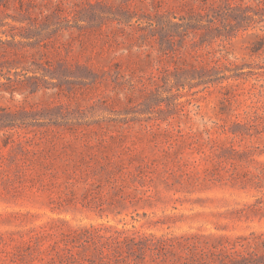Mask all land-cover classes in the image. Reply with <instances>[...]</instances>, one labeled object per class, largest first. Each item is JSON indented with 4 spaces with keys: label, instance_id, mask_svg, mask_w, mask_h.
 Returning <instances> with one entry per match:
<instances>
[{
    "label": "rangeland",
    "instance_id": "obj_1",
    "mask_svg": "<svg viewBox=\"0 0 264 264\" xmlns=\"http://www.w3.org/2000/svg\"><path fill=\"white\" fill-rule=\"evenodd\" d=\"M0 264H264V0H0Z\"/></svg>",
    "mask_w": 264,
    "mask_h": 264
},
{
    "label": "trees",
    "instance_id": "obj_2",
    "mask_svg": "<svg viewBox=\"0 0 264 264\" xmlns=\"http://www.w3.org/2000/svg\"><path fill=\"white\" fill-rule=\"evenodd\" d=\"M102 235L100 234V232L95 228V231L93 233H91L90 239L96 240L97 237H101Z\"/></svg>",
    "mask_w": 264,
    "mask_h": 264
}]
</instances>
